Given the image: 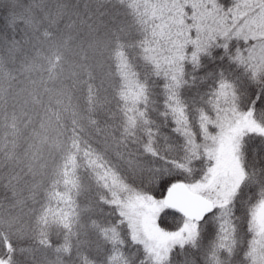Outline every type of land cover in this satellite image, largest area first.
Listing matches in <instances>:
<instances>
[{"label": "snow or ice", "instance_id": "6c2138e0", "mask_svg": "<svg viewBox=\"0 0 264 264\" xmlns=\"http://www.w3.org/2000/svg\"><path fill=\"white\" fill-rule=\"evenodd\" d=\"M140 51L110 264H264V0H145Z\"/></svg>", "mask_w": 264, "mask_h": 264}, {"label": "trees", "instance_id": "16d2710c", "mask_svg": "<svg viewBox=\"0 0 264 264\" xmlns=\"http://www.w3.org/2000/svg\"><path fill=\"white\" fill-rule=\"evenodd\" d=\"M145 0H0V257L110 264ZM128 184H125L124 178ZM123 232L124 229L121 228Z\"/></svg>", "mask_w": 264, "mask_h": 264}, {"label": "rangeland", "instance_id": "374dc122", "mask_svg": "<svg viewBox=\"0 0 264 264\" xmlns=\"http://www.w3.org/2000/svg\"><path fill=\"white\" fill-rule=\"evenodd\" d=\"M112 187H114L112 202L119 200L121 196L127 197V189L124 186L113 185Z\"/></svg>", "mask_w": 264, "mask_h": 264}]
</instances>
